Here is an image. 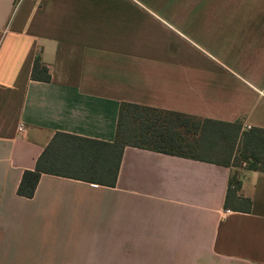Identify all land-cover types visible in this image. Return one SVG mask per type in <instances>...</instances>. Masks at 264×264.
<instances>
[{
    "label": "crops",
    "instance_id": "1",
    "mask_svg": "<svg viewBox=\"0 0 264 264\" xmlns=\"http://www.w3.org/2000/svg\"><path fill=\"white\" fill-rule=\"evenodd\" d=\"M124 103L264 129V0H0V264H264L246 167L127 147L113 187L17 194L56 134L113 143ZM233 174L248 212L224 209Z\"/></svg>",
    "mask_w": 264,
    "mask_h": 264
},
{
    "label": "trees",
    "instance_id": "2",
    "mask_svg": "<svg viewBox=\"0 0 264 264\" xmlns=\"http://www.w3.org/2000/svg\"><path fill=\"white\" fill-rule=\"evenodd\" d=\"M31 79L48 83L50 73L36 57ZM127 147L167 154L227 168L242 166L264 173V129H242L240 123L191 117L132 104L119 108L115 139L105 143L56 134L35 169L23 173L17 194L31 199L42 174L113 187L121 154ZM238 181H228L224 209L250 211L248 199L238 196Z\"/></svg>",
    "mask_w": 264,
    "mask_h": 264
},
{
    "label": "built area",
    "instance_id": "3",
    "mask_svg": "<svg viewBox=\"0 0 264 264\" xmlns=\"http://www.w3.org/2000/svg\"><path fill=\"white\" fill-rule=\"evenodd\" d=\"M23 131H24L23 126H20V127L18 128V132L21 133V132H23ZM242 165H243L242 167H245L246 164L243 163Z\"/></svg>",
    "mask_w": 264,
    "mask_h": 264
},
{
    "label": "rangeland",
    "instance_id": "4",
    "mask_svg": "<svg viewBox=\"0 0 264 264\" xmlns=\"http://www.w3.org/2000/svg\"><path fill=\"white\" fill-rule=\"evenodd\" d=\"M243 166V165H242Z\"/></svg>",
    "mask_w": 264,
    "mask_h": 264
}]
</instances>
